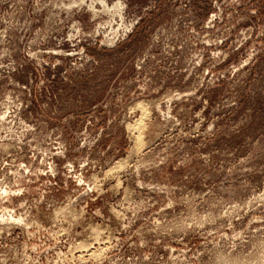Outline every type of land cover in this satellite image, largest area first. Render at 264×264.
Instances as JSON below:
<instances>
[{
  "label": "rangeland",
  "instance_id": "rangeland-1",
  "mask_svg": "<svg viewBox=\"0 0 264 264\" xmlns=\"http://www.w3.org/2000/svg\"><path fill=\"white\" fill-rule=\"evenodd\" d=\"M0 264H264V0H0Z\"/></svg>",
  "mask_w": 264,
  "mask_h": 264
}]
</instances>
